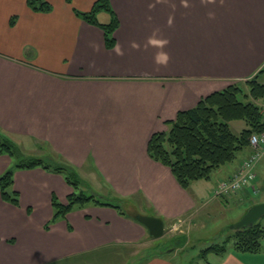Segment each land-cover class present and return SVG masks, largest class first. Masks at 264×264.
Listing matches in <instances>:
<instances>
[{
    "label": "crops",
    "instance_id": "crops-1",
    "mask_svg": "<svg viewBox=\"0 0 264 264\" xmlns=\"http://www.w3.org/2000/svg\"><path fill=\"white\" fill-rule=\"evenodd\" d=\"M44 1L48 12L31 11L26 0H0V129L19 146L50 150L54 163L65 160L81 178L100 179L119 200H138L139 216L153 212L163 225H192L205 195L217 199L214 188L252 150L218 168L213 187L197 181L184 190L148 157L147 142L178 111L264 67V0H109L118 22L111 50L101 29L75 14L94 0ZM158 53L167 54L166 65L156 63ZM10 164L0 155V175ZM12 188L18 206L0 198V264H87L156 243L136 213L126 209L127 218L92 203L47 226L52 196L63 203L72 192L59 174L18 169ZM240 193L248 201V190ZM206 257L197 264H264V239L253 253ZM144 259L171 264L161 251Z\"/></svg>",
    "mask_w": 264,
    "mask_h": 264
},
{
    "label": "trees",
    "instance_id": "trees-1",
    "mask_svg": "<svg viewBox=\"0 0 264 264\" xmlns=\"http://www.w3.org/2000/svg\"><path fill=\"white\" fill-rule=\"evenodd\" d=\"M65 1L71 3V0ZM26 5L33 12L51 10V5L44 0H26ZM100 10L109 14L110 20L105 24L96 21V13ZM75 14L87 24L101 29L106 49L114 48L113 33L118 22L109 0H94L89 11H75ZM12 20L13 18L11 23ZM259 100H264L262 69L243 83H232L201 98L194 107L178 111L173 120L165 122L164 131L150 136L147 142L148 157L167 167L184 190L193 182L209 180L214 170L231 163L240 151L248 148L252 134L264 132V115L258 104ZM235 121L243 122V127L233 132L230 125ZM0 155L8 156L11 160L10 166L0 175V198L6 203L19 205L18 193L12 188L13 173L18 169L40 167L59 174L72 189L65 203L52 196V217L47 226L88 203L114 208L120 215L129 218L119 206L98 200L81 191L79 187L82 178L73 168L64 164L49 166L39 158L26 156L12 137L1 129ZM133 219L138 222V216ZM263 239L264 229L258 220L252 226L231 229L225 243L210 245L198 256L202 259L210 253L223 255L229 248L236 252L253 253L260 249Z\"/></svg>",
    "mask_w": 264,
    "mask_h": 264
},
{
    "label": "rangeland",
    "instance_id": "rangeland-1",
    "mask_svg": "<svg viewBox=\"0 0 264 264\" xmlns=\"http://www.w3.org/2000/svg\"><path fill=\"white\" fill-rule=\"evenodd\" d=\"M107 12L100 10L96 13V21L100 24H105L103 20V15ZM15 23L16 20H12ZM13 25V24H12ZM264 70V67L262 68ZM243 83V82H238ZM245 90H247L244 87ZM259 106L262 108V112L264 115V100L258 101ZM231 128L233 132H236L243 127V122L235 121L231 122ZM13 141L18 145V147L22 150V152L29 157L39 158L46 165L55 166V165H68L70 168H73L75 172L77 170L65 160H60L58 163H54L53 158L56 157L54 153L46 148L38 147V145L33 146L31 148H27L25 144L19 146V141L13 139ZM18 141V142H17ZM250 148V147H248ZM251 149V148H250ZM247 153V150L244 149L240 151L235 159L230 163L235 165L241 158H243ZM249 154L242 161L251 157ZM218 170V169H217ZM217 170H214L210 176L209 180H199L201 182H210L209 184L213 187ZM239 171L237 169L236 173ZM261 177V180H264V155L261 156L258 161L255 163L253 167V173L255 174V180L249 187L243 188L241 190H248L249 198L248 201H242V196L240 195L241 190L236 194H230L227 196L228 203H224L222 197L212 198L210 195H205V198L202 200L206 205L203 210L200 212L199 216L194 219L192 225L188 224V221L182 222H169L164 226V229L168 228L170 231H164V235L159 238H156V243H153V246L150 244L133 246L130 248L129 252H125L119 255V252H112V255L106 256L107 258L102 259H93L86 260L87 264H142L143 262L149 260L144 259V257L150 256L155 251H161L163 257L170 260L171 264H197L200 261L198 260V253L204 250L206 247L210 245H222L225 243L226 236L230 233L231 225L235 222H232L235 217H237L240 213H244L251 204L260 203V201H264V181H260L257 179V173ZM235 173V174H236ZM78 174V173H77ZM234 174V175H235ZM233 175V176H234ZM233 176L223 180L227 181ZM82 182L80 183V190L83 191L86 195H92L98 200L112 203L121 208L122 211H127L129 213L138 214V200H128L127 202L119 200L111 189L105 187L100 181V179L92 178L91 175L82 174ZM197 182V181H196ZM192 184V183H191ZM198 184V183H197ZM200 187H203L204 183H199ZM204 184V185H205ZM208 185V184H207ZM69 186V185H68ZM191 186V185H190ZM211 187V188H212ZM254 189V190H253ZM191 193L195 194L193 188H190ZM204 192V190H203ZM237 196V197H236ZM247 198V197H246ZM65 203V202H63ZM254 205V204H253ZM133 209V210H132ZM158 214L149 213V215H144L147 217H156ZM235 221V220H234ZM259 223L264 227V216L259 219ZM174 226V227H173ZM173 227V228H170ZM230 227V228H229ZM168 229V230H169ZM174 230V231H173ZM167 232V233H165ZM152 242V241H151ZM230 249V248H229ZM119 255V256H118ZM126 255V256H125ZM146 255V256H144ZM140 256V257H138ZM144 256V257H143ZM117 258V259H115ZM207 259V257H206ZM146 263V262H145Z\"/></svg>",
    "mask_w": 264,
    "mask_h": 264
},
{
    "label": "built area",
    "instance_id": "built-area-1",
    "mask_svg": "<svg viewBox=\"0 0 264 264\" xmlns=\"http://www.w3.org/2000/svg\"><path fill=\"white\" fill-rule=\"evenodd\" d=\"M248 145L252 150L251 157L242 161L239 171L232 178L218 183L214 190L215 196L236 194L243 188H250V185L254 182L255 174L253 173V167L258 159L264 155V132L252 134Z\"/></svg>",
    "mask_w": 264,
    "mask_h": 264
},
{
    "label": "water",
    "instance_id": "water-1",
    "mask_svg": "<svg viewBox=\"0 0 264 264\" xmlns=\"http://www.w3.org/2000/svg\"><path fill=\"white\" fill-rule=\"evenodd\" d=\"M263 216L264 201L250 206L241 218L231 226V229L252 226ZM138 221L147 229L148 234L153 238L161 237L165 231L162 221L158 218L139 216Z\"/></svg>",
    "mask_w": 264,
    "mask_h": 264
},
{
    "label": "clouds",
    "instance_id": "clouds-1",
    "mask_svg": "<svg viewBox=\"0 0 264 264\" xmlns=\"http://www.w3.org/2000/svg\"><path fill=\"white\" fill-rule=\"evenodd\" d=\"M184 6L187 7L188 5L185 3ZM150 42H152V41H150ZM166 43H167V41L159 42L161 47H163L164 44H166ZM155 59H156V63L166 65L169 57L165 53H158Z\"/></svg>",
    "mask_w": 264,
    "mask_h": 264
}]
</instances>
